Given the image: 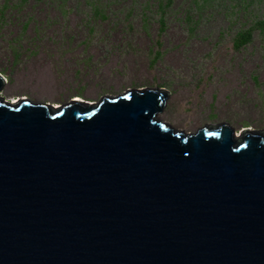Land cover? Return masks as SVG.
I'll return each mask as SVG.
<instances>
[{
    "label": "water",
    "instance_id": "95a60500",
    "mask_svg": "<svg viewBox=\"0 0 264 264\" xmlns=\"http://www.w3.org/2000/svg\"><path fill=\"white\" fill-rule=\"evenodd\" d=\"M0 264H264V135L161 118L170 93L2 99Z\"/></svg>",
    "mask_w": 264,
    "mask_h": 264
},
{
    "label": "rangeland",
    "instance_id": "374dc122",
    "mask_svg": "<svg viewBox=\"0 0 264 264\" xmlns=\"http://www.w3.org/2000/svg\"><path fill=\"white\" fill-rule=\"evenodd\" d=\"M0 0L7 103L98 105L135 90L170 93L161 120L195 133L229 124L264 135V0ZM75 99V100H74Z\"/></svg>",
    "mask_w": 264,
    "mask_h": 264
},
{
    "label": "trees",
    "instance_id": "16d2710c",
    "mask_svg": "<svg viewBox=\"0 0 264 264\" xmlns=\"http://www.w3.org/2000/svg\"><path fill=\"white\" fill-rule=\"evenodd\" d=\"M28 0H21L19 1V3L17 4L16 8L23 6ZM263 1V0H262ZM9 1L7 0V4L5 5V10L9 9ZM259 29L260 30V37L262 38V42L264 43V21L260 22L256 25H253L251 28L247 29V30H242L240 31L234 42H235V47L237 50H239L242 47H246L247 45L251 44L253 41V34L254 31Z\"/></svg>",
    "mask_w": 264,
    "mask_h": 264
},
{
    "label": "bare ground",
    "instance_id": "6f19581e",
    "mask_svg": "<svg viewBox=\"0 0 264 264\" xmlns=\"http://www.w3.org/2000/svg\"><path fill=\"white\" fill-rule=\"evenodd\" d=\"M75 100V99H74ZM22 101H26V99H23ZM76 102H82L83 103V101L82 100H78V101H76ZM17 103V101H14L13 102V104H16ZM91 105H94V104H91ZM55 109H60V106H55Z\"/></svg>",
    "mask_w": 264,
    "mask_h": 264
},
{
    "label": "clouds",
    "instance_id": "9594fccd",
    "mask_svg": "<svg viewBox=\"0 0 264 264\" xmlns=\"http://www.w3.org/2000/svg\"><path fill=\"white\" fill-rule=\"evenodd\" d=\"M7 84H8V82H7ZM28 101V100H27ZM18 102V101H17Z\"/></svg>",
    "mask_w": 264,
    "mask_h": 264
}]
</instances>
